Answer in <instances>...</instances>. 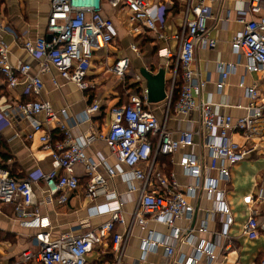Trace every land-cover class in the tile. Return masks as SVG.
Returning a JSON list of instances; mask_svg holds the SVG:
<instances>
[{
    "label": "built area",
    "instance_id": "1",
    "mask_svg": "<svg viewBox=\"0 0 264 264\" xmlns=\"http://www.w3.org/2000/svg\"><path fill=\"white\" fill-rule=\"evenodd\" d=\"M185 3L184 18L177 37V50L173 53L165 49L161 56L171 60L170 69L173 77L167 93L168 108L164 120L156 116L148 104L147 90L134 94L129 101L121 106L110 109V126L107 133H85L80 139L73 136L67 124L66 110L60 115L65 122H59L50 101L43 98L45 83L43 77L52 70L57 71L60 79L66 84L87 90L88 72L91 62L98 51L107 49L119 36L112 20L104 13V3L112 9L124 8L129 13L132 23L139 24L158 39H166L162 33L163 25L173 10L171 0L151 5L145 0H50V14L46 36L32 40L20 38L16 41L19 50L37 62V71L30 64L16 59L11 47L0 39V137L2 130L11 124L12 115H18L31 128L28 138L39 134L40 143L50 152L52 170L46 174L30 175L23 180L14 179L10 172L3 169L0 163V204L14 205V218L19 228L30 231L32 248L22 253L21 260L8 264H88V258L94 249L106 241H111L115 250V264H122V259L130 240L131 226L123 234L116 232V225L125 224L122 215L127 201L118 199L117 194L109 188V183L98 171L97 164L87 155V149L98 141L104 142L116 162L132 170L133 181L129 182L130 193L138 192L137 206L132 213L133 223L146 224V216L155 223L174 227L176 222L192 216L194 209L189 205L187 197L194 196V188H189L186 195L178 193V184L174 176L167 178L157 171L156 162L159 156H172L179 150H187L194 146L197 133L186 130L180 133L179 140H174L173 133L168 129L167 122L171 110L180 117H189L198 112L202 126L207 133L203 148L208 159L214 164H221L219 180L228 181L230 172L226 168L245 161L252 153L234 142L231 130H238L249 135L256 120L264 119V96L257 88L246 90L249 105L246 107L248 116L236 122L231 116L218 114L210 104L199 103L205 84L194 71L197 48L213 49L216 41L211 38L208 24L212 13L210 4L225 0H181ZM244 6L239 12L237 22L243 26L236 34L231 47L235 54H241L247 61V70L258 73L264 70V16L248 21L249 14H260L264 11V0H238ZM132 51L138 53L135 46ZM130 59L124 58L116 62L111 69L114 76L124 79L129 70ZM222 82L218 91L224 88L228 74L235 71L234 65L220 66ZM181 82V91L175 106H172L175 85ZM53 86L59 88L57 79ZM24 86L27 102H18L10 109L2 108L5 92ZM2 88L4 90H2ZM100 112V104L95 102L86 111V117ZM44 115V120L39 119ZM60 131L61 141L55 142L52 131ZM104 165V164H103ZM83 166L87 178L86 197L91 203L104 199L101 207L89 209L91 216L101 213L110 218L98 229L81 235L65 234L59 238L52 236V224L49 217L41 213L40 204L36 202L34 185L43 182L46 187L42 205H66L70 195L79 186L76 167ZM108 166V165H107ZM181 167L197 180L203 179V190L209 196L221 197L218 192V180L212 176H203L204 170H212L214 166H204L193 155H185ZM108 171L114 174L112 168ZM208 173V172H207ZM135 182L139 186L135 185ZM264 201V188L250 203L260 204ZM220 202V200H219ZM94 211V212H93ZM221 211L227 213L224 205ZM251 217L244 234L251 240L264 234V218L257 219L258 212L251 206ZM230 223L231 220H228ZM179 238V231L174 233ZM196 255L206 253L210 264H223L216 261L209 245H200ZM168 257L175 253L171 246L166 247ZM193 259L189 264H193ZM264 264V261L262 262Z\"/></svg>",
    "mask_w": 264,
    "mask_h": 264
},
{
    "label": "crops",
    "instance_id": "2",
    "mask_svg": "<svg viewBox=\"0 0 264 264\" xmlns=\"http://www.w3.org/2000/svg\"><path fill=\"white\" fill-rule=\"evenodd\" d=\"M145 1L151 5L165 2V0ZM171 1L174 7L166 17L162 29L166 39H158L139 24L132 23L126 9H112L104 3V13L112 18L119 36L107 49L95 53L88 72L87 90L83 91L74 85L66 84L55 70L43 77L45 83L43 98L51 102L57 114L60 115L61 111L66 110L67 124L76 139H80L89 132L104 135L107 133L111 122L110 109L127 103L131 95L143 93L146 90L145 82L139 75L141 69H146L153 74H157L162 69L166 71L167 96L173 77L170 69L171 60L162 57L160 53L165 49L176 52L177 37L185 9L183 1ZM243 6L238 0L210 4L212 16L208 28L211 38L216 41V47L197 48L193 66L198 78L205 84L198 102L210 104L218 114L231 116L235 122L248 116L246 110L249 105L246 95L248 88L255 86L264 96V70L258 73L249 72L245 57L235 54L231 47L234 37L243 29V26L237 22ZM49 14L50 0H0V39L10 45L17 60L30 64L35 71H37V62L19 50L16 41L20 38L35 40L45 37ZM262 16L264 11L260 14H249L246 19L250 21ZM145 34H148L151 39H142ZM142 43H148L147 46L151 47L152 55L147 57L143 55ZM132 46L137 47L138 53L132 51ZM124 58L130 59L125 78L127 82L125 81V85L113 86L118 88V91L106 89L104 83L114 76L111 69L117 61ZM222 65H234L236 69L228 74L224 81V88L218 91L217 86L223 80L219 69ZM133 76L136 77L133 78ZM53 79L59 81V88L53 86ZM136 84V89L131 88ZM123 90L126 93L125 99L121 97ZM29 98L24 92V86L20 85L14 90L5 92L1 105L3 109H10L18 102H26ZM95 102L100 104V112L86 117V111ZM167 108L166 99L161 103L150 105V109L160 121L164 120ZM39 119L43 121L44 115ZM59 122H65L61 115ZM167 126L173 133L174 140H179L180 133L186 130H192L198 134L192 148L179 150L172 156H159L156 162L157 171L167 178L174 176L178 184V193L186 195L189 188L195 190L194 196L187 197L189 205L194 209L192 216L176 222L174 227L155 223L148 216L143 226L133 223L132 213L137 206L139 193H130L128 190L129 182L133 181L132 170L119 165L102 141L96 142L87 149L89 159L97 164H104L100 165L98 171L108 181L110 190L117 194L118 199L127 201L122 212L125 224L116 225V232L123 234L132 224L130 240L122 264H189L192 259L193 264H210L209 255L206 253L196 255L198 246L203 244L209 245L217 262L262 264L264 234L251 240L244 234V228L252 215L251 206L257 210L258 220L261 221L264 218V201L257 205L250 203V198L257 195L259 188H264V119L254 122L249 135L238 130L230 131L232 140L243 148L251 149L252 153L241 163L234 166L226 165L230 172L228 181L219 180L221 164L213 165L208 159L207 151L203 148L207 133L198 112L192 113L189 117H180L171 110ZM30 133L31 128L28 123L15 114L11 117V124L2 130L0 163L3 169L9 171L16 180H23L39 173L46 174L52 170L50 152L43 148L39 134L29 139ZM52 134L55 142L62 139L57 127ZM186 154L195 156L204 166L216 167L212 170L205 169L203 176H212L218 180L217 188L222 198L217 200L215 196H209L203 190V179L192 178L185 168L181 167V161ZM108 167L112 168L114 174L108 171ZM76 174L79 177L80 186L70 195L66 205L61 206L57 201L52 205H42L46 192L45 184L38 182L34 185L36 202L40 204L41 213L49 217L54 238L68 233L81 235L96 230L110 218L104 213L91 216L89 209L101 207L106 202L101 199L91 203L85 192L87 178L84 167L77 166ZM135 185L139 186L137 182ZM224 204L228 209L227 213L221 211V206ZM228 220L231 222L229 223ZM4 224L10 227L11 233L22 238H31L33 235L32 232L18 227L14 218V205L0 204V230L4 229ZM176 230L179 231V238L174 237ZM167 246L175 250L172 257H168L166 253ZM20 247L21 249L16 251L18 253L16 258H11L9 261L0 259V264L21 260L23 251L32 248V244L19 245ZM90 258L93 259L92 264H115V250L111 241L96 247L88 258V264H90Z\"/></svg>",
    "mask_w": 264,
    "mask_h": 264
},
{
    "label": "rangeland",
    "instance_id": "3",
    "mask_svg": "<svg viewBox=\"0 0 264 264\" xmlns=\"http://www.w3.org/2000/svg\"><path fill=\"white\" fill-rule=\"evenodd\" d=\"M146 38L148 40L151 39V37L148 34H145L142 36V39H146ZM147 45H148V43H142L141 44L142 53L145 57L152 55L151 47H148ZM146 47H147V49L145 50ZM95 71L96 70H94V72ZM113 78H115V79L113 80ZM124 79L119 80L118 78L113 76L106 83H104V85H105L104 87H106V89L110 88L112 91H114V90L118 91L119 89L118 88L116 89V87H113V86H117L118 84H119V86L125 85V81L127 82V79H125V80ZM121 97H122V99L126 98V93L124 90H123ZM4 229L0 230V259L5 260V261H9V260H11V258L13 259V258L17 257L18 253L16 251L21 249V247L19 248V245L20 246H23L25 244L29 245L32 242V238H26V237L22 238L21 236H17L14 233H11V231H9L10 227H8L7 225L4 226ZM21 240H24L25 242H22ZM91 260H93V259L92 258L89 259L90 264L93 263Z\"/></svg>",
    "mask_w": 264,
    "mask_h": 264
},
{
    "label": "water",
    "instance_id": "4",
    "mask_svg": "<svg viewBox=\"0 0 264 264\" xmlns=\"http://www.w3.org/2000/svg\"><path fill=\"white\" fill-rule=\"evenodd\" d=\"M140 79L145 82L148 104L154 105L164 101L166 96V71L160 70L157 74H153L146 69L140 70ZM136 76H133L135 78Z\"/></svg>",
    "mask_w": 264,
    "mask_h": 264
},
{
    "label": "trees",
    "instance_id": "5",
    "mask_svg": "<svg viewBox=\"0 0 264 264\" xmlns=\"http://www.w3.org/2000/svg\"><path fill=\"white\" fill-rule=\"evenodd\" d=\"M137 87V84L131 88H134L136 89ZM180 91H181V82H177L176 85H175V90H174V97H173V102H172V106H175V104L177 103V100L179 98V94H180ZM138 94H141L140 92H138ZM27 101H30L29 99L26 100ZM62 140V139H61ZM60 140V141H61Z\"/></svg>",
    "mask_w": 264,
    "mask_h": 264
}]
</instances>
